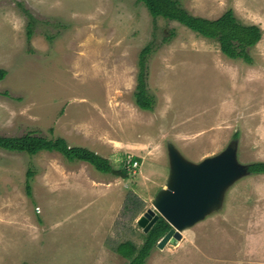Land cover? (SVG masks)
<instances>
[{"label": "rangeland", "instance_id": "374dc122", "mask_svg": "<svg viewBox=\"0 0 264 264\" xmlns=\"http://www.w3.org/2000/svg\"><path fill=\"white\" fill-rule=\"evenodd\" d=\"M180 1L194 15L233 9L259 25L253 63L228 58L217 40L177 21L153 18L138 0H0V68L8 70L0 135L62 136L128 171L102 173L57 151L0 148V264H127L116 248L143 244L138 220L167 187L170 145L197 163L236 141L239 162L264 161V0ZM147 44L152 111L134 98ZM133 156L139 165L130 169ZM181 233L177 244L156 245L146 264H264V173L240 177L219 207Z\"/></svg>", "mask_w": 264, "mask_h": 264}, {"label": "trees", "instance_id": "16d2710c", "mask_svg": "<svg viewBox=\"0 0 264 264\" xmlns=\"http://www.w3.org/2000/svg\"><path fill=\"white\" fill-rule=\"evenodd\" d=\"M149 10L153 18L163 17L177 21L198 34L217 40L221 52L230 59H242L247 63H253L250 49L262 38V30L257 24H246L240 21L233 9L226 10L219 17L211 19L190 13L180 0H138ZM33 21L27 24V37L33 34ZM164 38L170 41L173 37ZM153 51L151 44H147L139 54V71L134 98L137 106L143 110L152 111L155 108L156 99L148 86V62ZM8 74V70L0 68V81ZM8 95V92H4ZM238 133H235V137ZM0 148L10 152H24L36 155L42 151H57L63 154L68 161H85L90 163L97 171L128 177L127 169L116 170L111 161L96 151L80 145H70L62 136L47 137L43 134L29 130L20 136L0 135ZM138 156H133L131 162L139 161ZM249 171L253 174L264 173V161H256L249 164ZM35 172L27 171L26 189L32 194V179ZM131 196L136 198L134 194ZM172 228V225L162 216L145 233L143 244L138 247L132 240L118 244L117 252L128 260L127 264H146L153 248L158 241Z\"/></svg>", "mask_w": 264, "mask_h": 264}, {"label": "water", "instance_id": "95a60500", "mask_svg": "<svg viewBox=\"0 0 264 264\" xmlns=\"http://www.w3.org/2000/svg\"><path fill=\"white\" fill-rule=\"evenodd\" d=\"M170 171L166 188L156 194L153 204L138 220L147 232L160 216L172 228L158 241L177 244L182 231L202 220L222 203L226 189L250 173L249 165L239 162L237 142L200 162L187 160L177 148L169 146Z\"/></svg>", "mask_w": 264, "mask_h": 264}, {"label": "built area", "instance_id": "2783aa9c", "mask_svg": "<svg viewBox=\"0 0 264 264\" xmlns=\"http://www.w3.org/2000/svg\"><path fill=\"white\" fill-rule=\"evenodd\" d=\"M128 163H129V164H128V167H129L130 169H135V168L139 165V162H138V161H133V162H131V160H129Z\"/></svg>", "mask_w": 264, "mask_h": 264}]
</instances>
